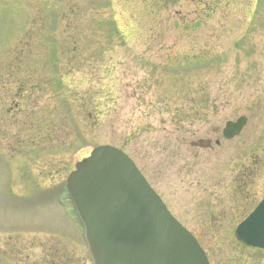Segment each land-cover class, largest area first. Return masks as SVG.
<instances>
[{
    "label": "rangeland",
    "instance_id": "rangeland-1",
    "mask_svg": "<svg viewBox=\"0 0 264 264\" xmlns=\"http://www.w3.org/2000/svg\"><path fill=\"white\" fill-rule=\"evenodd\" d=\"M101 144L211 264H264L233 232L264 194V0H0V264H91L64 182Z\"/></svg>",
    "mask_w": 264,
    "mask_h": 264
},
{
    "label": "water",
    "instance_id": "water-1",
    "mask_svg": "<svg viewBox=\"0 0 264 264\" xmlns=\"http://www.w3.org/2000/svg\"><path fill=\"white\" fill-rule=\"evenodd\" d=\"M245 124L244 116L226 122L224 136L232 138ZM77 167L69 187L86 227L93 264H208L194 239L120 152L98 147ZM248 220L241 230L246 235L247 230L253 232L249 239L243 238L261 245L264 203Z\"/></svg>",
    "mask_w": 264,
    "mask_h": 264
},
{
    "label": "flooded vegetation",
    "instance_id": "flooded-vegetation-1",
    "mask_svg": "<svg viewBox=\"0 0 264 264\" xmlns=\"http://www.w3.org/2000/svg\"><path fill=\"white\" fill-rule=\"evenodd\" d=\"M240 172H244V171H240ZM246 173V172H245ZM239 175V174H238ZM240 175H241V173H240ZM246 174H243V176L242 177H244ZM246 191V189H244L243 188V195H245V198H244V201H243V204H245V202H247V200H249L250 198V196H251V194L250 193H248V192H246V193H244ZM240 205H238V207H239ZM51 254V253H50Z\"/></svg>",
    "mask_w": 264,
    "mask_h": 264
}]
</instances>
